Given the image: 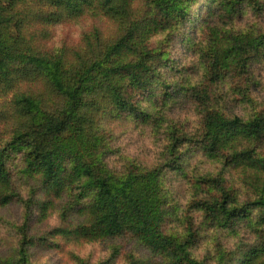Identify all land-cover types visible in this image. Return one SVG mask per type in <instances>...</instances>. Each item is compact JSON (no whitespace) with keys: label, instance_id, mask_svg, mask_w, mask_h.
<instances>
[{"label":"trees","instance_id":"obj_1","mask_svg":"<svg viewBox=\"0 0 264 264\" xmlns=\"http://www.w3.org/2000/svg\"><path fill=\"white\" fill-rule=\"evenodd\" d=\"M4 1L0 208L22 212L0 216V264H95L78 252L114 240L135 242L125 264H264V0ZM181 62L202 81L191 105L164 76ZM107 109L138 130L196 112L198 132L149 166L98 123Z\"/></svg>","mask_w":264,"mask_h":264},{"label":"rangeland","instance_id":"obj_2","mask_svg":"<svg viewBox=\"0 0 264 264\" xmlns=\"http://www.w3.org/2000/svg\"><path fill=\"white\" fill-rule=\"evenodd\" d=\"M3 5L6 7L10 3L2 0ZM65 41H63L64 43ZM12 48H18L22 51H25L27 48V41L21 38H14L10 42ZM3 55V54H1ZM5 61H8L6 56H2ZM191 63L181 62L174 63L170 72L164 75L168 80L169 84L174 85V83L184 82L191 87V92L187 94L184 99H181L178 104L186 103L191 105L195 100L200 97L198 93V88L196 85L202 83L200 78V73L197 70L190 68ZM188 67V71H184V68ZM164 69L160 70L163 71ZM204 84V83H203ZM3 101H0V106L3 104ZM179 116L176 115L174 121H169L164 123L162 130H158L153 127L151 124L139 123L140 130L136 126V122L130 123L126 120L125 117L120 116L115 113L113 109L104 110L101 114L97 116V121L101 126H104V123L108 120L111 121L108 126L114 129L113 134L118 135V146L122 151L127 152L137 149L141 141L144 145L143 151L140 152L147 161V165L154 166L159 163L161 160V154L165 151V138L168 135L178 133L184 134L185 132H190L192 134L197 133L198 131L193 130L194 122L197 120V113L190 114L187 111L186 115L183 117V120H179L178 123H175V120ZM180 119V118H179ZM190 124V128H187ZM139 138V141L134 143V139ZM195 164L201 166V170H198L199 173L203 172H216L215 169L216 163L208 159H200L195 161ZM240 194L245 196L243 192V187H238ZM186 209V207H183ZM21 205L19 203H13L6 208H0V216L6 218L9 223L14 222L16 219L21 216ZM167 225L170 229L178 228L177 219L174 215V210L172 206L169 207V212L167 216ZM0 224V238L3 236L11 235L14 233V229L11 224ZM114 248H119L120 253L114 254ZM135 248L134 241L127 240H114L104 242L102 244L95 243L89 244L87 247L78 252L79 256L85 261L92 262L95 264H125V260L131 250ZM51 262L52 264H62L61 255L58 251H51ZM216 264V263H215Z\"/></svg>","mask_w":264,"mask_h":264}]
</instances>
